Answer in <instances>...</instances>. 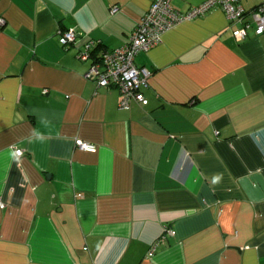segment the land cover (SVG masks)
Instances as JSON below:
<instances>
[{"label":"crops","instance_id":"crops-1","mask_svg":"<svg viewBox=\"0 0 264 264\" xmlns=\"http://www.w3.org/2000/svg\"><path fill=\"white\" fill-rule=\"evenodd\" d=\"M154 1L0 0V264H264V34L178 23L128 110L88 77Z\"/></svg>","mask_w":264,"mask_h":264},{"label":"built area","instance_id":"built-area-1","mask_svg":"<svg viewBox=\"0 0 264 264\" xmlns=\"http://www.w3.org/2000/svg\"><path fill=\"white\" fill-rule=\"evenodd\" d=\"M172 1L155 0L136 25L126 43L115 49H104L100 56L94 59L88 77H94L99 87L116 85L121 93L119 102L121 109H130L133 101L148 102L143 88L149 86L152 71L137 66L135 57L139 52L160 44L164 34L178 23L221 8L231 22L239 24L233 29V35L238 41L245 40L251 29L257 34H264V0H260V3L250 11L244 7L243 0H206L202 4L192 7L186 13L178 11ZM117 11L118 7L112 9V13ZM248 16L250 18L246 20ZM3 23L4 19H0V24ZM76 38L77 32L74 30L60 31V42L63 45L74 43ZM94 45V41H88L86 48L79 53V57L84 60L92 58ZM77 144L83 149L96 150L93 145L82 140H78ZM15 154L20 157L24 151L22 148L16 147ZM0 206H5L1 199ZM150 255H153V251L150 252Z\"/></svg>","mask_w":264,"mask_h":264},{"label":"trees","instance_id":"trees-1","mask_svg":"<svg viewBox=\"0 0 264 264\" xmlns=\"http://www.w3.org/2000/svg\"><path fill=\"white\" fill-rule=\"evenodd\" d=\"M99 49V48H96V50ZM92 56H93V51H92Z\"/></svg>","mask_w":264,"mask_h":264}]
</instances>
